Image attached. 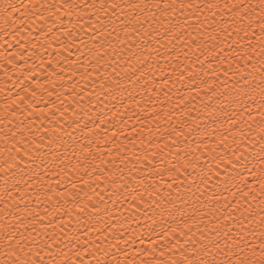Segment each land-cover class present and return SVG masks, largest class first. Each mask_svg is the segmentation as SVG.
I'll return each instance as SVG.
<instances>
[{
    "label": "snow or ice",
    "instance_id": "obj_1",
    "mask_svg": "<svg viewBox=\"0 0 264 264\" xmlns=\"http://www.w3.org/2000/svg\"><path fill=\"white\" fill-rule=\"evenodd\" d=\"M0 37V264H264V0H0Z\"/></svg>",
    "mask_w": 264,
    "mask_h": 264
},
{
    "label": "bare ground",
    "instance_id": "obj_2",
    "mask_svg": "<svg viewBox=\"0 0 264 264\" xmlns=\"http://www.w3.org/2000/svg\"><path fill=\"white\" fill-rule=\"evenodd\" d=\"M23 35H24L25 37H27V31H25V32L23 33ZM34 35H38V34H34ZM4 39L11 40V37H7V38H5V37H0V44L3 43V40H4ZM17 40H20V38L18 37ZM13 43H15V41H13ZM20 43H23V41L21 40ZM5 46H6V45H5ZM46 55H47V53H46ZM37 63H38V61H37ZM4 79H5V77L3 76L2 73H0V86L3 85V81H4ZM100 107H102V105H101ZM85 119H87V117H85ZM132 126H135L136 128H140V127H142V125H139V124L136 123L135 119L131 120L130 123H129V125L127 126V128H128V134H129L130 136H131V135H135V133H132V132L130 131L131 128H132ZM117 131L119 132V129H117ZM107 135H108V137H109L110 140L113 139V137H112V132H111V131H108V132H107ZM143 135H144L145 137H147V132H145ZM114 139L117 141V143H121V142H123V145H124L125 147H127V148L129 149V151L131 150V146L128 145L127 141H125L124 136H121V135L118 134ZM145 142H147V140H146ZM137 147H139V145H137ZM173 195H175V193H173ZM106 198H107V197H106ZM121 210L123 211V209H121ZM125 215H127V213H125ZM143 223H144V221H140V224H143ZM149 223H150V221H149ZM131 227H132V228H138V225H137L136 223L133 222V223H131ZM137 246H139V245H137Z\"/></svg>",
    "mask_w": 264,
    "mask_h": 264
}]
</instances>
